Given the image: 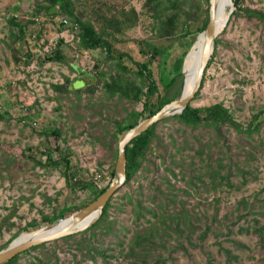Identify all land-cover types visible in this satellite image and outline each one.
I'll return each mask as SVG.
<instances>
[{"label":"rangeland","instance_id":"1","mask_svg":"<svg viewBox=\"0 0 264 264\" xmlns=\"http://www.w3.org/2000/svg\"><path fill=\"white\" fill-rule=\"evenodd\" d=\"M35 1L0 0V112L8 114L0 122V246L27 223L66 207H78L90 201L95 190L105 187L115 161L112 149L103 147L100 140L106 135L117 148V122L132 111L141 117L143 111V102L134 104L119 95L110 97L98 75L105 71L110 77L117 72L107 51L79 49V30L71 27L61 33L60 18L55 22L37 14ZM102 1L106 3L104 10L111 7L122 18L123 10L132 7L140 14L139 25L119 36L120 42L115 43L118 51L146 62L151 54L139 52L140 41L147 48L149 42L171 46L151 63L163 92L161 79L170 78L178 57L185 58L192 37L159 39L153 28L156 21L144 7L145 0ZM179 2L185 11L183 20L197 6L208 7L206 0ZM85 7L86 18H90L99 6L90 2ZM244 8L264 14V0H244ZM15 17L23 22L40 21L29 23L25 36L18 39L19 29L10 24ZM190 24L193 30L195 22ZM183 32L180 27L177 34ZM218 39L220 44L212 55L215 59L192 105L198 108L222 102L247 130L264 108V22L246 12L239 17L234 14ZM58 47L65 59L40 60L39 55L50 54ZM31 53L34 56L30 59ZM73 64L81 66L82 73ZM22 105L29 108L27 124L19 117ZM132 121L131 116L126 123ZM259 123V132L253 133H242L229 125L219 132L207 125L188 127L174 117L160 123L145 169L113 199L111 218L118 225V236L108 252L114 255L108 257L111 263L103 257H98V262L82 257L75 244L82 236L77 234L70 241L60 239L58 245L47 242L46 247L31 250L19 264L38 263L42 253L54 248L57 252L53 257L61 264H264V119ZM102 127L109 130L105 132ZM57 129L63 131L61 137L48 136ZM57 145L71 152L73 179L92 182V188H71L64 169L47 164L45 147ZM99 172L105 177L96 182ZM199 173H204L200 177L203 182L198 180ZM157 188L162 194L156 203L163 205L167 196L176 194L179 209L185 206L193 210L190 222L186 216H166L145 256L129 255L131 237L140 224H147L144 218L138 220V200L151 205ZM167 209L171 212L173 208ZM110 243L107 238L106 246Z\"/></svg>","mask_w":264,"mask_h":264},{"label":"trees","instance_id":"2","mask_svg":"<svg viewBox=\"0 0 264 264\" xmlns=\"http://www.w3.org/2000/svg\"><path fill=\"white\" fill-rule=\"evenodd\" d=\"M37 14H45L51 20L57 22L60 18V31L63 33L67 29L73 27L79 30L77 35V40L79 41L78 47L81 50L93 51V50H105L107 51L108 59L114 60L115 66L117 67V72L112 74L110 77H107L105 71L100 72L98 75L102 77L103 85L108 90L110 97H115L117 95L126 98L134 104L138 102H143V111L141 113L142 118L152 117L157 114L165 105L169 104L178 94L180 85L183 80L182 67L184 63V56L178 57L174 64L173 70L170 72V78L161 79V83L164 86L163 92L159 89L158 82L154 78L153 71L151 68L152 60L157 56H164L167 50L171 48L170 45L160 46L157 43L149 42V47L147 44H144L143 41H140L139 52L142 55L151 54V57L145 61H139L128 54L126 51H118L115 47L116 42L119 41V36L124 33V30L127 28H133L139 25L140 23V14L132 7L130 11L123 10V18L120 17L117 12H114L111 7L109 10H104L103 6L106 5L102 0H36ZM90 2L97 3L99 6L94 15H91L90 18H86V5ZM208 7L204 8L197 6L192 15H187L186 20H183L182 15L185 14L184 8L179 0H145L144 7L148 11V16L155 19L156 23L153 25V28L159 39H183L188 36L192 37L190 41V47L194 44L197 39V35L207 29L211 17H210V0H206ZM237 11L235 12V17H239L244 12L250 15L251 18H257L260 21L264 22V14L260 11H254L244 8V0H234ZM192 16V17H190ZM67 19L69 21V26H66L63 21ZM192 22H195L196 27L193 30H190L192 27ZM29 23H37V21H20L18 18H12L10 24L19 29L18 39L22 38L26 34V29L29 26ZM72 25V26H71ZM183 28V33L177 34L179 28ZM17 37V36H16ZM220 39L217 40V47L220 44ZM61 47L56 48L50 54L44 53L39 55L40 60L43 62H52L57 60L65 59L63 52L60 51ZM185 55L188 53L186 50ZM34 55L31 53L28 55V58H32ZM215 56L209 61V64L206 68L204 79L202 81V86L206 81V74L210 66L212 65ZM98 68V66H95ZM93 90V86L88 88ZM80 90L78 92H82ZM199 96V92L196 93L195 98ZM2 111V110H1ZM4 114L8 115L6 111L3 113L0 112V122L3 121ZM133 117L131 124H127L126 121L129 117ZM264 116V108L261 109L257 115L254 116V121H252L248 129L245 130V126L238 122L235 118L232 110L226 107L222 102L219 104L207 106V107H194L189 105L188 108L184 111L183 114L174 117L180 123L188 126L197 128L201 125L211 126L214 129L220 131L221 127L229 125L232 128H235L239 132L253 133L259 132L260 123L259 120ZM137 114L132 111L130 115L118 121V130L114 133V136L119 140V135L128 131L139 122L140 118ZM170 119L163 120L162 122H168ZM160 122V123H162ZM157 123L149 130L144 132L142 135L133 140V142L127 148L128 156V182L130 184L142 169H145V163L149 161V154L153 151V143L158 137L156 133L157 126L160 124ZM103 131L107 132L109 129L107 127L100 128ZM63 131L61 129L54 130L51 133H48L49 137H61ZM100 144L107 149H112L113 153L111 158L115 161L112 167L106 176L109 178L108 184L102 189H97L93 192V198L81 204L78 207H66L61 210L59 213L50 216H44L40 220H34L26 225L22 226L18 231H16L12 237H10L6 242H4L0 249L8 245L14 240L21 232L23 231H32L43 225L51 224L60 218L66 217L74 213L76 210L85 208L88 205L94 203L100 196L104 195L105 192L109 189L112 181L116 175V166L119 158L120 150L119 146L113 148L112 141L108 139V136H102ZM180 152V150H177ZM45 153L48 155L47 164L54 165L58 168L64 169L63 172L67 178L68 184L73 189L86 190L93 187L92 182H81L73 179L71 174L73 168L72 155L68 150H64L60 146H46ZM36 159V158H35ZM174 176H176L173 169H169ZM183 171V169H181ZM181 171V172H182ZM100 173V172H99ZM105 177V174L100 173ZM182 174H184L182 172ZM204 173H199L197 175L198 180H201V175ZM110 175V176H109ZM201 177V178H200ZM203 180V179H202ZM201 180V181H202ZM203 182V181H202ZM168 189H173L171 185H168ZM156 194L152 196V204L147 205L143 201L138 200L137 207L139 208L138 220L142 221L144 218L147 224L142 223L140 227L134 232L131 240L129 242V255L134 254L138 256H145V253L149 250V244L156 231L160 229L159 224L164 223L166 216H172L173 213L179 218H188L190 222V216H192L193 210H188L185 206H182L181 209L178 208V196L176 194H171L168 197L166 202H163V205L157 204L156 200L158 195L162 194L160 188L154 190ZM114 201V200H113ZM113 201L105 209V213L95 224L86 229L85 231L79 232L82 237L78 239L75 244L81 253L82 257L88 256L92 258L95 262H98V257H103L107 262L108 257L114 256L113 253H108L110 249H113L112 243L114 238L118 236V225L116 220L111 218V209L113 208ZM133 201V198H132ZM172 207V211L169 212L167 208ZM170 214V215H168ZM153 217L155 221H151ZM178 229H180V224H178ZM165 230V229H163ZM77 234L64 237L61 240L70 241V239L77 237ZM110 239V245L106 246V239ZM60 240L54 241V245H58ZM124 244V241L121 242ZM47 246V243L41 245L33 246L32 248L16 255L13 259H10L2 264H19L20 258L29 253L31 250H36L39 248H44ZM148 246V247H147ZM57 248H54L52 251L47 253H42L43 257H38V263L34 262L33 264H61L59 261L55 260L53 253L56 254Z\"/></svg>","mask_w":264,"mask_h":264},{"label":"water","instance_id":"3","mask_svg":"<svg viewBox=\"0 0 264 264\" xmlns=\"http://www.w3.org/2000/svg\"><path fill=\"white\" fill-rule=\"evenodd\" d=\"M226 0H210V23L204 31L197 35V39L188 50L182 67L183 80L177 96L169 104L165 105L157 114L148 118H141L137 125L119 135V158L116 166V175L109 189L94 203L59 220L41 226L32 231L21 232L12 242L0 249V264L13 259L16 255L47 242L60 240L64 237L85 231L95 224L105 213L107 206L119 194L128 182V156L127 148L134 139L149 130L155 124L163 120L179 116L184 113L196 93L201 89L206 68L212 55L215 54L217 40L221 33V25L229 26L236 11L234 0L230 1V12L225 22L222 16L223 6ZM196 50V59L189 64V54ZM76 70L82 73L79 65L73 64ZM193 73L192 88H186L187 76Z\"/></svg>","mask_w":264,"mask_h":264},{"label":"bare ground","instance_id":"4","mask_svg":"<svg viewBox=\"0 0 264 264\" xmlns=\"http://www.w3.org/2000/svg\"><path fill=\"white\" fill-rule=\"evenodd\" d=\"M229 12H230V1L229 0H226L225 3H224V6H223V10H222V16H223V19L224 21L226 22L227 19H228V15H229ZM227 27V25L225 23H223V25H221V30H224L225 28ZM196 59V50L194 49L192 51V53L189 54V64H192L193 61H195ZM193 73H190L187 77V84H186V88L188 87L189 88H192V82H193Z\"/></svg>","mask_w":264,"mask_h":264},{"label":"built area","instance_id":"5","mask_svg":"<svg viewBox=\"0 0 264 264\" xmlns=\"http://www.w3.org/2000/svg\"><path fill=\"white\" fill-rule=\"evenodd\" d=\"M37 21H40V19H38ZM63 23L66 25V26H69L70 24H69V21L67 20V19H65L64 21H63ZM34 38L36 39L37 38V35H35L34 36ZM41 54H43V51H41L40 52ZM3 108H2V106L0 105V111L2 110ZM29 108L27 107V106H25V105H22L21 106V108H20V112H21V114H19V117L23 120V122L25 123V124H27L29 121H28V116H29ZM34 125H38V123L37 122H35L34 123ZM102 178H103V175L102 174H100V173H97V175H96V177H95V181L97 182V181H100V180H102ZM75 180H77V178H75Z\"/></svg>","mask_w":264,"mask_h":264}]
</instances>
